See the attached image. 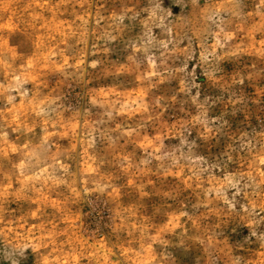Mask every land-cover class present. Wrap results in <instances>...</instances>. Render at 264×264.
Returning <instances> with one entry per match:
<instances>
[{"label": "rangeland", "instance_id": "obj_1", "mask_svg": "<svg viewBox=\"0 0 264 264\" xmlns=\"http://www.w3.org/2000/svg\"><path fill=\"white\" fill-rule=\"evenodd\" d=\"M0 264H264V0H0Z\"/></svg>", "mask_w": 264, "mask_h": 264}]
</instances>
